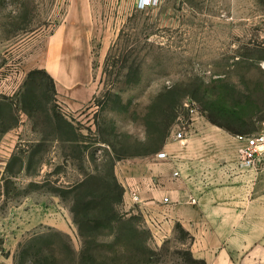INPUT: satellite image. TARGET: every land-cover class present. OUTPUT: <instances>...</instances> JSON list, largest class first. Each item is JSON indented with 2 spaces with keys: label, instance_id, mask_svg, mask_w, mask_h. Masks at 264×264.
<instances>
[{
  "label": "rangeland",
  "instance_id": "rangeland-1",
  "mask_svg": "<svg viewBox=\"0 0 264 264\" xmlns=\"http://www.w3.org/2000/svg\"><path fill=\"white\" fill-rule=\"evenodd\" d=\"M90 4L102 19L92 43L95 91L72 108L61 92L80 84L68 83L71 62L59 59L69 47L20 39L45 25L53 32L82 0H0V264H76L83 240L61 190L107 161L125 188L120 212L146 230L143 263L191 264L193 235L178 221L161 227L157 208L134 203L132 192L143 188L127 176L151 163L158 187L177 166L160 151L197 160L210 147L207 135L240 142L238 134L264 129V0H158L143 10L135 0ZM38 65L55 75L56 93L39 91L44 107L29 114L20 100ZM56 111L75 129L60 128ZM119 236L100 238L95 253L136 264V240L123 229Z\"/></svg>",
  "mask_w": 264,
  "mask_h": 264
},
{
  "label": "crops",
  "instance_id": "crops-1",
  "mask_svg": "<svg viewBox=\"0 0 264 264\" xmlns=\"http://www.w3.org/2000/svg\"><path fill=\"white\" fill-rule=\"evenodd\" d=\"M99 13L100 9H92L90 0H82V9H66L64 21L53 32L45 25V32L35 30L20 39L23 45L41 37L46 50L56 43L69 47L59 59L71 62V72L67 76L68 81L70 78L73 81L68 83L80 84L61 92L72 108L82 106L95 91L92 87V43L101 28ZM38 66L49 69L46 65ZM31 68L34 67L26 71ZM207 136L211 142L205 151L208 156L199 151L201 158L188 161L183 158L185 151L180 152L179 157L175 155V168L181 169V178L174 180V176L163 171L161 184L155 187L151 178L156 175L153 170L156 167L151 163L143 164L137 177L127 176L128 180L134 177L141 182L140 208H157L160 226L166 229L173 221L181 222L194 237L191 244L194 256L204 259L207 264H264V247L261 245L264 237V164L259 162L255 167H243L239 157L243 142L224 134ZM206 168L210 185L203 184L201 172ZM166 196L170 203L164 204ZM192 196L197 197V203H192Z\"/></svg>",
  "mask_w": 264,
  "mask_h": 264
},
{
  "label": "trees",
  "instance_id": "trees-1",
  "mask_svg": "<svg viewBox=\"0 0 264 264\" xmlns=\"http://www.w3.org/2000/svg\"><path fill=\"white\" fill-rule=\"evenodd\" d=\"M39 74L45 77L38 78ZM24 85L25 91L20 101L24 111L29 114L36 107L39 109L44 107V101L38 99L39 91L50 88L52 93H56L55 81L45 68L31 70ZM43 97L46 101L51 99L50 95L46 93H43ZM54 115L59 119L58 126L60 128L75 129L73 122L58 111ZM82 148H84L83 141ZM107 163L110 162L107 161ZM107 163L101 169L96 167V170L86 172L80 181L61 190L62 196L70 197L73 220L77 224L80 237L83 240V247L77 257L76 264H118L117 257L97 256L95 247H99L102 243H97L98 240L106 236L115 235L117 240L120 239L119 231L122 229L127 230L132 239L136 240V249L140 254L136 264H144V257L150 251L146 240H143L146 230H142L136 223H133L134 218L128 220L126 215L120 212L119 206L123 201L125 188L117 178L114 164L107 165ZM187 259L191 264H207L204 259L196 258L192 253H189ZM110 261L113 262L110 263Z\"/></svg>",
  "mask_w": 264,
  "mask_h": 264
},
{
  "label": "built area",
  "instance_id": "built-area-1",
  "mask_svg": "<svg viewBox=\"0 0 264 264\" xmlns=\"http://www.w3.org/2000/svg\"><path fill=\"white\" fill-rule=\"evenodd\" d=\"M157 1L158 0H135V7L140 10L147 9L155 5ZM175 137L177 139H181L182 141L185 140L186 131L183 129L178 130L175 133ZM238 137L239 140L243 142L242 146L239 148L240 165L248 168L257 166L264 155V129L253 133L238 134ZM158 156L171 157L174 160L176 159L175 155H172L165 150L160 151ZM173 175L174 177H180L182 175L181 169L179 167L175 168ZM206 175H209V173L206 172ZM203 184H211L208 176L203 177ZM132 201L134 203H141V193L139 191L136 190L132 192ZM191 201L192 203H197V197L192 196ZM163 203H170L168 196L164 197Z\"/></svg>",
  "mask_w": 264,
  "mask_h": 264
}]
</instances>
